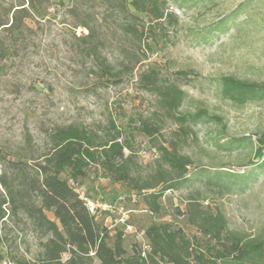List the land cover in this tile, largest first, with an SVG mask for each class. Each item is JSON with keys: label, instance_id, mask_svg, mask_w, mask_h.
<instances>
[{"label": "rangeland", "instance_id": "obj_1", "mask_svg": "<svg viewBox=\"0 0 264 264\" xmlns=\"http://www.w3.org/2000/svg\"><path fill=\"white\" fill-rule=\"evenodd\" d=\"M165 1L171 15L162 24L153 23L157 42L148 39L150 49L142 35L124 29L128 22L147 28L150 18L142 13L139 19L131 17L128 11L133 9L123 0L35 1L28 5L22 33L0 31V46L7 50L0 57V172L2 157L13 158L26 145L45 151L47 133L57 125L76 123L97 130L110 117L131 139L142 171L151 170L159 157L154 144H172L191 158L189 180L165 191L157 213L100 167L91 166L86 176L71 181L85 203L95 204L96 221L107 228L110 245L122 233L125 255L149 249L145 230L152 223H171L197 234L203 246L213 245L214 240L188 223L191 202L220 210L225 234L245 240L264 230V168L252 163L264 137V98L240 103L226 97L220 83L226 75L264 82V0ZM23 2L27 4L0 0V20H8L11 8ZM83 24L92 31L86 40L81 37L89 29ZM89 46L122 71L121 81L96 83ZM146 64L158 67L165 81L185 91L180 112L204 108L221 119L178 125L166 118L158 97L137 85ZM140 117L160 125L155 139L126 126L129 118ZM44 238L22 213L10 215L0 226V250L14 262L32 261ZM225 264H264V252L243 263Z\"/></svg>", "mask_w": 264, "mask_h": 264}, {"label": "trees", "instance_id": "obj_2", "mask_svg": "<svg viewBox=\"0 0 264 264\" xmlns=\"http://www.w3.org/2000/svg\"><path fill=\"white\" fill-rule=\"evenodd\" d=\"M26 1L27 4L23 2L11 8L8 20H0V31L23 32L29 15L28 5L33 7L34 2L40 0ZM123 2L132 7L133 11L126 8L131 17L139 19V13H142L150 18L152 24L147 28L139 29L131 22L124 26L126 32L142 35L146 40L145 47L150 49L147 40L157 42L155 34L151 33L153 23L162 24L171 15L165 6L166 1ZM83 25L88 28L87 24ZM88 29V33L81 37L84 40L91 37L92 31ZM88 50L95 65L92 73L96 83L121 81L122 71L100 58L96 46H89ZM6 51L0 46V57H4ZM133 68L134 65L129 71ZM177 73L183 74L184 71ZM136 81L140 89L158 97L165 117L178 125L204 118L221 119L204 108L180 112L185 91L176 83L165 81L161 70L153 64H146ZM220 83L224 95L240 103L247 98H264V82L226 75L220 78ZM126 126L131 131L144 133L150 140L160 134L159 124L142 117L129 118ZM47 135L48 147L41 153L26 145L14 152L13 158L2 157L0 226L10 215L18 217L22 213L30 220L33 230L45 237L39 241L42 249L32 261L23 258L16 264H225L243 263L246 259L263 255L264 230L245 240L225 234L224 214L220 210H205L197 202L188 204L186 219L199 234L214 240L213 245L203 246L197 234H188L171 223H152L145 230L149 249L125 255L122 233H117L110 245L107 228L97 223L95 213L88 210L71 181L86 176L91 166L100 167L114 182H124L136 191L146 206L157 213L161 207L159 199L165 191L189 180L191 158L178 153L172 144L171 148L154 144L159 157L154 160L151 170L142 171L134 159L133 143L115 117H110L107 124L97 130L69 123L53 127ZM254 156L256 160L252 163L264 168V137L259 138ZM64 254H67L65 259ZM5 256L0 250V261Z\"/></svg>", "mask_w": 264, "mask_h": 264}, {"label": "built area", "instance_id": "obj_3", "mask_svg": "<svg viewBox=\"0 0 264 264\" xmlns=\"http://www.w3.org/2000/svg\"><path fill=\"white\" fill-rule=\"evenodd\" d=\"M86 206L88 208V210L93 213L96 209L95 204H93L92 202H87ZM130 229V226H127ZM0 264H16V262H14L13 260H11L8 256H5L1 261Z\"/></svg>", "mask_w": 264, "mask_h": 264}]
</instances>
